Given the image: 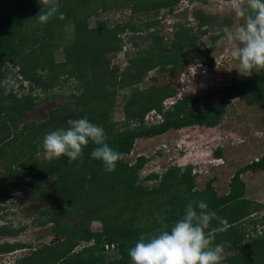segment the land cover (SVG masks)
<instances>
[{
    "label": "trees",
    "instance_id": "obj_1",
    "mask_svg": "<svg viewBox=\"0 0 264 264\" xmlns=\"http://www.w3.org/2000/svg\"><path fill=\"white\" fill-rule=\"evenodd\" d=\"M180 1L59 0L55 6L64 19L57 14L47 24L35 19L42 7L37 9L33 0H18L21 5L17 11L0 13V81L10 77L13 66L30 83L21 95L15 89L16 77H10L15 83L8 95L0 88V160L6 165V171L0 173V195L33 187L41 203L34 220L40 225L51 223L55 237L51 243L17 258L14 264H131L128 249L139 236L156 234L155 230L161 227L157 217L170 227L191 199L205 200L218 217L228 222L215 238V243H222L227 253L220 264H264V230L249 228L255 219V223H264V217H256L262 203L246 196L242 179L244 173L264 170V152L235 171L224 195L218 193L215 177L203 189H197V178L202 173L195 174L192 166L171 165L162 172L142 175L141 170L155 156L141 154L133 163L126 159L139 138L194 125H219L235 98L243 97L247 104L264 107V69H258L259 73L251 78L227 85L218 103L202 109L196 108V97L178 98L166 107L164 101L176 95L174 89L139 87L155 68L176 73L195 60L212 66V53L223 35L212 36L211 45L206 48L201 47L200 39L207 32L205 26L214 21L213 15L205 16L198 10L197 26L177 23L171 39L161 33L160 21L154 19L141 23L131 19L115 25L98 19L94 27L88 26V20L100 11L129 8L135 18L153 10L173 11ZM68 25L73 26L70 38ZM226 25L228 21L224 19L222 29ZM127 30L143 33L142 39H132L131 45L140 46L142 41L147 46L129 56L128 64L121 69L111 55L123 49L122 34ZM59 49L64 54L61 61L56 58ZM71 81L75 82L74 87L67 94H60L69 100L51 109L48 119L20 129L16 126V121L41 103V93L48 99V91ZM20 86L23 88V82ZM121 90L131 93L123 105V122L118 124L112 120V109ZM57 96L54 93L53 97ZM153 110L162 119L149 124L146 116ZM83 116L102 126L109 145L125 154L115 171H104L102 163L91 158V143L84 148L82 163H69L67 157L51 161L38 157L43 152L45 134L67 128L69 120ZM163 153L158 151L156 156ZM216 155H221L220 149ZM47 178L55 179L56 200H51L54 194L45 183ZM149 180L158 182L149 186ZM96 220L102 223V229L92 228ZM218 223L214 220L212 226ZM26 227L0 224V238L18 236ZM82 244L86 245L78 248ZM106 244L114 248L108 250ZM29 247L20 241L0 244L2 253Z\"/></svg>",
    "mask_w": 264,
    "mask_h": 264
},
{
    "label": "rangeland",
    "instance_id": "obj_2",
    "mask_svg": "<svg viewBox=\"0 0 264 264\" xmlns=\"http://www.w3.org/2000/svg\"><path fill=\"white\" fill-rule=\"evenodd\" d=\"M37 9L42 7L38 0H33ZM59 0H49L50 5H57ZM231 0H181L173 11L164 8L161 10H153L148 14H141L132 17L129 8L112 9L110 11H100L94 17L88 20L89 27H94L98 19H107L110 25L118 22L135 21L141 23L146 19L159 20V29L167 39L173 37V29L177 23H186L196 27L199 23L197 11L200 10L205 16L213 15L214 21L205 26L207 32L200 39L202 48L211 45V37L223 33L222 21H228L227 26L237 23L235 14L230 6ZM21 3L18 0H0V13L17 11ZM242 22V21H240ZM67 34L73 31V26H67ZM143 33H134L130 30L122 34L125 44L123 49L111 55L114 64L119 65L123 69L128 64V57L132 54L146 48L147 43L141 41L140 46L130 44L132 39L141 40ZM222 37L217 40L216 46L212 53L213 65L206 66L195 60L187 64L183 69L176 73L163 72L158 68L151 70L144 80L139 84L142 89L152 85L165 86L176 91V95L168 103H172L175 99L198 98L196 104L197 109L206 108L214 105L221 99L226 86L235 82L246 80L258 74V69H254L251 76H241L236 70L238 61L230 56V49L222 42ZM63 50L59 49L56 53L58 61L64 59ZM216 60L219 64L217 68ZM10 77L18 78L15 89L19 95L26 91V87L30 83L18 74L17 67H10ZM23 82V88L20 84ZM75 85L68 82L58 85L52 91H48L47 98L45 94L40 96L43 100L41 103L27 111L26 115L15 122L20 129L24 125L39 123L49 117L51 109L55 108L59 103L68 101L69 99L60 96L67 94ZM21 88V89H20ZM35 92L39 93L38 90ZM54 93L59 95L53 97ZM131 90H121L116 96V106L112 109V120L118 124L123 122L124 112L123 105L130 95ZM169 101V100H168ZM220 149L221 155H216V151ZM158 151H164L161 156H156ZM264 152V107L259 104H247L243 97L232 100L229 104L225 115L219 125L215 127L207 126H188L182 129H172L168 132L149 138H139L136 140L134 148L126 159L133 163L136 158L145 154L153 157L140 173L147 175L154 171L162 172L166 167L171 165L192 166L202 174L197 178V189H203L207 181L211 177H215L214 185L220 195H224L229 191L230 179L235 171L242 166L257 160ZM41 159L44 158L43 152L38 154ZM6 171L4 160H0V173ZM242 179L246 184V196L259 203H262L261 210L257 213V220L264 217V170L257 172H247L242 174ZM54 178H47L45 183L49 184L53 192L51 200H56L58 194L56 192ZM158 181L149 180L147 185L151 186ZM0 224H12L16 227L24 224L28 225L22 232L15 237H1L0 244L9 242H24L31 247L18 250L17 252H5L0 261L5 258L7 261L14 262L17 257H22L32 250L41 247L44 244L51 243L55 240L52 231V224L40 225L37 220L38 212L41 209V203L37 201V191L33 187H25L16 192H10L8 196L0 195ZM254 219V218H252ZM256 220V219H255ZM253 220L249 223L252 230L257 227L259 231L264 230V223ZM34 221V222H33ZM94 230L102 229V223L98 220L92 223ZM82 244L80 247H83ZM10 253V254H9ZM223 252V256L226 255ZM222 256V257H223Z\"/></svg>",
    "mask_w": 264,
    "mask_h": 264
},
{
    "label": "clouds",
    "instance_id": "obj_3",
    "mask_svg": "<svg viewBox=\"0 0 264 264\" xmlns=\"http://www.w3.org/2000/svg\"><path fill=\"white\" fill-rule=\"evenodd\" d=\"M38 2L42 10L35 19L40 24H47L57 14L59 19H64V14L57 6L50 5L49 0ZM230 6L238 22L223 28L222 42L230 49L231 58L238 61V73L251 76L254 69H264V0H231ZM216 64L219 69L217 60ZM14 83L10 77L0 81L4 95L11 92ZM89 143L94 145L91 158L100 161L106 172L115 171L117 163L124 159L125 154L107 142L104 128L87 116L71 119L67 128L45 134L43 155L49 161L67 157L69 163H82L84 148ZM157 220L161 227L155 230L156 234H141L128 249L131 264H220L224 245L215 243V238L228 222L218 217L205 200L187 201L183 213L170 227L159 217ZM214 220L219 222L216 227L212 226ZM6 261L5 258L0 264H7Z\"/></svg>",
    "mask_w": 264,
    "mask_h": 264
},
{
    "label": "built area",
    "instance_id": "obj_4",
    "mask_svg": "<svg viewBox=\"0 0 264 264\" xmlns=\"http://www.w3.org/2000/svg\"><path fill=\"white\" fill-rule=\"evenodd\" d=\"M207 66V65H206ZM173 97H170V98H167L165 101H164V105H166V107H168L170 104L172 103H168L170 102V100H172ZM169 100V101H168ZM176 101V99H175ZM160 119H162V116L160 114H158L155 110L151 111L150 113L147 114L146 116V120L149 124L151 123H155V122H158ZM193 172L196 174V173H201L199 172L197 169H193ZM111 248H114V245H110V244H106V249H111ZM10 253H13V252H10ZM9 253V254H10ZM0 256H1V253H0ZM7 264H13L12 262L10 261H6ZM15 262V260H14Z\"/></svg>",
    "mask_w": 264,
    "mask_h": 264
},
{
    "label": "flooded vegetation",
    "instance_id": "obj_5",
    "mask_svg": "<svg viewBox=\"0 0 264 264\" xmlns=\"http://www.w3.org/2000/svg\"><path fill=\"white\" fill-rule=\"evenodd\" d=\"M24 249V248H23ZM21 250V249H20ZM21 257V256H20Z\"/></svg>",
    "mask_w": 264,
    "mask_h": 264
}]
</instances>
